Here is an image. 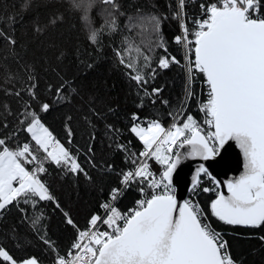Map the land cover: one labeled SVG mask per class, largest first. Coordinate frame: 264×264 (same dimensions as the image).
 Instances as JSON below:
<instances>
[{"label": "snow or ice", "instance_id": "6c2138e0", "mask_svg": "<svg viewBox=\"0 0 264 264\" xmlns=\"http://www.w3.org/2000/svg\"><path fill=\"white\" fill-rule=\"evenodd\" d=\"M32 3L33 0H21L19 13L28 12ZM97 3L106 6L102 9L104 24L100 27L94 26L91 16ZM65 4L69 10L80 13L87 38L94 45L99 43L105 29L111 32L119 29L118 0H65ZM199 7L204 18L194 21V32L188 26L186 0H177L173 13V18L181 21V35L174 41L183 47V59L187 62L185 99L175 115L169 114L176 122L169 128L157 120L143 126L140 117L133 115L137 123L130 131L142 142L144 150L130 160L133 169L121 173V183L125 188L132 184L145 185L139 190L147 197L146 188L151 189L150 198L139 200L138 208L128 214L111 203L102 204L106 217L91 216L88 226L78 229L71 250L58 257L55 264H236L228 252L227 241L210 223L202 222L206 220L203 209L189 200L180 204L173 187V174L182 159L208 161L230 141L242 150L245 170L238 179L227 182L228 195L218 191L220 181L214 177L216 188L202 189L205 193L217 192L210 204L211 214L227 225L264 226V0H205ZM17 16L8 17L7 22L14 23ZM160 19L154 15L141 16L136 22L148 24L154 33H159ZM61 20L63 16L55 14L50 23ZM0 41L9 45L17 43L4 27H0ZM157 46L164 47L162 39ZM116 55L138 85L148 83L141 69H151V57L143 48L126 38L125 47L117 50ZM173 64L180 66L181 60L166 55L158 60L157 67L167 69ZM194 73L203 75L208 88L206 103L199 105L208 131L186 112L187 100L193 98ZM161 91L154 88L151 93L145 90V94L158 96ZM39 107L45 112L49 109L47 103ZM24 119L25 131L44 155L38 157L29 143L12 148L0 138V211L21 199L24 203L31 201L34 207L40 201L55 199L40 178L46 172V161L87 176L76 156L56 139L37 112H26ZM68 134L70 137L71 130ZM119 147L127 150L124 145ZM186 147L188 150L182 154L180 149ZM149 160L163 166L159 177L151 170ZM27 165L35 167L30 170ZM201 174L211 176L204 164L196 169L193 189L200 183ZM122 191L113 189L111 200L115 201ZM65 218L77 228L67 213ZM37 223L39 218L33 220V224ZM101 226H107V230H101ZM3 262L39 264L34 257L18 261L0 247V264Z\"/></svg>", "mask_w": 264, "mask_h": 264}, {"label": "trees", "instance_id": "16d2710c", "mask_svg": "<svg viewBox=\"0 0 264 264\" xmlns=\"http://www.w3.org/2000/svg\"><path fill=\"white\" fill-rule=\"evenodd\" d=\"M204 2L186 0L189 24L201 15L199 5ZM20 3L21 0H0V27L9 29L17 41L16 45L0 41V138L12 148L29 143L34 153L43 158L31 134L25 131V114L35 111L56 139L72 151L87 176L46 161V172L40 178L55 199L40 201L35 207L31 201L24 203L21 199L0 211V247L18 261L34 257L39 264H55L58 257L71 250L78 229H85L91 216L101 213V205L111 191L122 187L121 173L133 168L130 160L144 150L130 131L137 123L133 115L140 117L143 126L157 120L167 127L173 119L169 114L175 115L185 99L182 65L157 67L158 60L166 55L181 60V45L174 41L180 28L179 21L173 18L177 0H118V31L105 29L95 45L87 38L80 13L69 10L65 0H33L26 13H19ZM105 7L97 3L92 9L95 27L104 24ZM17 14L14 23L7 22L8 17ZM55 14H61L63 20L50 23ZM151 15L161 18L159 33H154L148 24L136 22L141 16ZM126 38L151 57V69H141L148 79L146 85H138L116 55L125 47ZM161 39L166 52L157 46ZM202 80L200 73L193 77V98L185 105L186 112L198 121L204 114L199 108L204 95ZM154 88L162 90L158 96L145 94V90L151 93ZM45 103L49 105L46 112L39 107ZM27 167L32 170L35 165ZM153 167L163 171V166L154 161ZM201 177L204 183H211L209 177ZM141 187L145 185L132 184L123 191L116 205L122 213L136 207L141 198H150L152 190L146 188V197ZM196 196L215 228L226 232L235 261L264 264V226L224 224L211 214L210 204L216 196L201 188ZM65 213L77 228L66 222ZM36 218L39 223L33 224Z\"/></svg>", "mask_w": 264, "mask_h": 264}, {"label": "water", "instance_id": "95a60500", "mask_svg": "<svg viewBox=\"0 0 264 264\" xmlns=\"http://www.w3.org/2000/svg\"><path fill=\"white\" fill-rule=\"evenodd\" d=\"M187 150V147L185 149H180L182 154ZM200 164H204L205 167H208L209 173H211V176L208 177L211 180H213L212 178L214 177L215 180L220 181L219 191H223L225 195L229 194L226 187L227 182L238 179L245 170L243 152L234 141H230L229 144L225 146V149H222L217 156L210 158L208 161H204L200 158L182 159L181 164L178 165L176 172L173 174V186L175 187L177 200L180 204L186 200L192 189L196 169Z\"/></svg>", "mask_w": 264, "mask_h": 264}, {"label": "built area", "instance_id": "2783aa9c", "mask_svg": "<svg viewBox=\"0 0 264 264\" xmlns=\"http://www.w3.org/2000/svg\"><path fill=\"white\" fill-rule=\"evenodd\" d=\"M203 18H204V17H203V14L201 13V15H198V17H197L196 20H198V19H203ZM196 20H195V21H196ZM180 24H181V21H179V25H180ZM188 26H189L190 32H194V31L196 30V25H195V23L189 24V22H188ZM178 34L181 35V26H180V28H179V33H178ZM190 38H193V37L190 36ZM184 56H185V52H184L183 47L181 46V65H182V67H183L184 73H185V75H186V80H187V73H186V68H185V65H186L187 62H186L185 59H183ZM197 74H198V73H194V74H193V77H194L195 75H197ZM202 85H203V91H204V95H203V98H202V103H206V101H207V99H208V88H207V85L204 83V80H202ZM205 118H206V117H205V114H203V117L201 118V120H200L199 122H200L201 125L205 128V131H208V130H209L208 127H207L206 125L203 124V121L205 120ZM174 122H176V121H175L174 119H172V121L169 123V125H168L166 128L171 127L172 123H174ZM148 162H149V164L151 165V170H152L153 172L156 173L157 177H159V175H160L161 172L157 171V170L153 167V160H149ZM132 169H133V168H132ZM201 178H202V177H200V180H199L200 183L198 184V186H197L195 189H193V187H192V189L190 190V192H189V194H188L186 200H189V201H192V202H194V203H197V204L203 209V211H204V213H205L206 220H205V221H202V222H208V223H210L211 227H212L215 231H217V232H219V233L221 234V236L223 237V239H224L225 241H227V245H228V238H227L226 232L223 231V230H220V229L215 228V226L212 224V222H211V220H210L208 214L206 213L205 209L203 208V206H201L200 202L198 201V197L196 196V192H197L200 188H201V189H203V188L215 189V188H216L215 183L213 182V180H211L210 178H208V176H207V178L211 181L210 184H206V183H204V180L201 179ZM173 187H174V186H173ZM174 188H175V187H174ZM120 189H122V190L124 191L126 188L124 187V185H122V187H121ZM123 191H122V193H123ZM156 191H160V190L157 189ZM218 191H219V189H218ZM207 193H211V194H213L214 196L217 195V192H216V191H210V192H207ZM121 195H122V194H121ZM121 195H119L115 201L111 200V196H110L109 199H108L105 203H111V204H113V205L116 207L117 202H118V200L120 199ZM141 199H145V198H141ZM141 199H140V200H141ZM136 208H138V203H137V206L134 207V208H132L131 210L136 209ZM131 210H129L128 212H125L124 214H128ZM97 215H100V216H102V217H106L107 213H106L105 209L102 208L101 213H99V214H97ZM101 230H107V226H101ZM228 252H229V254L231 255L232 259L235 261V259L233 258L232 254H231V251H230V249H229V246H228ZM63 256H65V255H63ZM60 257H62V256H60ZM235 262H236V264H239L237 261H235Z\"/></svg>", "mask_w": 264, "mask_h": 264}, {"label": "rangeland", "instance_id": "374dc122", "mask_svg": "<svg viewBox=\"0 0 264 264\" xmlns=\"http://www.w3.org/2000/svg\"><path fill=\"white\" fill-rule=\"evenodd\" d=\"M131 169H132V168H131ZM131 169H130V170H131ZM160 172H162V171H160ZM118 209H119V208H118ZM119 210H120V209H119ZM120 212H121V210H120Z\"/></svg>", "mask_w": 264, "mask_h": 264}]
</instances>
